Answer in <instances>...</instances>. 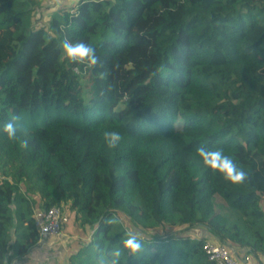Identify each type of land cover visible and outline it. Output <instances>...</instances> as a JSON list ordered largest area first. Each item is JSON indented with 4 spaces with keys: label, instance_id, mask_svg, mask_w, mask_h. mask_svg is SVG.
<instances>
[{
    "label": "trees",
    "instance_id": "obj_1",
    "mask_svg": "<svg viewBox=\"0 0 264 264\" xmlns=\"http://www.w3.org/2000/svg\"><path fill=\"white\" fill-rule=\"evenodd\" d=\"M44 1L0 0V264L40 240L32 215L51 206L79 226L64 264L116 248L119 264H215L208 240L264 264V0H77L35 26ZM65 40L97 64L67 62Z\"/></svg>",
    "mask_w": 264,
    "mask_h": 264
},
{
    "label": "clouds",
    "instance_id": "obj_2",
    "mask_svg": "<svg viewBox=\"0 0 264 264\" xmlns=\"http://www.w3.org/2000/svg\"><path fill=\"white\" fill-rule=\"evenodd\" d=\"M64 59L73 64L94 66L98 62L96 49L90 44L79 42L72 43L65 40L62 45ZM3 131L7 133L9 138H15L16 127L13 122H6L3 126ZM104 140L108 148H115L121 140L120 133L110 131L104 133ZM27 142H24L26 146ZM196 154L202 161L203 165L213 172H218L223 175L224 179L233 183H242L246 179V173L238 169L235 161L228 155H225L222 149H209L200 146L196 149ZM113 223L114 221H108ZM123 249H126L130 254H135L141 249V244L134 234H129L128 238L123 241ZM122 255V250L116 248L109 253L111 257L107 264H119V259ZM103 260V257L101 258Z\"/></svg>",
    "mask_w": 264,
    "mask_h": 264
},
{
    "label": "built area",
    "instance_id": "obj_3",
    "mask_svg": "<svg viewBox=\"0 0 264 264\" xmlns=\"http://www.w3.org/2000/svg\"><path fill=\"white\" fill-rule=\"evenodd\" d=\"M32 217L39 237L43 240L59 236L63 225L68 221V218L59 206H51L40 211H35ZM203 250L207 259L215 264H252L249 255L232 256L226 246L209 240L203 244Z\"/></svg>",
    "mask_w": 264,
    "mask_h": 264
},
{
    "label": "crops",
    "instance_id": "obj_4",
    "mask_svg": "<svg viewBox=\"0 0 264 264\" xmlns=\"http://www.w3.org/2000/svg\"><path fill=\"white\" fill-rule=\"evenodd\" d=\"M76 238L77 231L71 224H64L59 236L40 239L26 255L12 258L9 264H64L65 255ZM234 255L240 257L244 253L237 250Z\"/></svg>",
    "mask_w": 264,
    "mask_h": 264
},
{
    "label": "rangeland",
    "instance_id": "obj_5",
    "mask_svg": "<svg viewBox=\"0 0 264 264\" xmlns=\"http://www.w3.org/2000/svg\"><path fill=\"white\" fill-rule=\"evenodd\" d=\"M76 2H77V0H47V1H44L42 3L41 7L38 8L36 13L34 14L33 22H34L35 26L48 27L49 23L51 21L55 20L53 18L52 14L55 13L60 8V6H71V5L76 4ZM215 201L218 204L222 203L218 197L215 198ZM73 223L74 222L71 221V226L75 230H77V228H79V226L75 225ZM191 233L195 234L196 236H199V235L205 236L206 235V232L202 229H199V228L193 229L191 231Z\"/></svg>",
    "mask_w": 264,
    "mask_h": 264
}]
</instances>
